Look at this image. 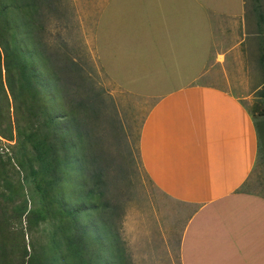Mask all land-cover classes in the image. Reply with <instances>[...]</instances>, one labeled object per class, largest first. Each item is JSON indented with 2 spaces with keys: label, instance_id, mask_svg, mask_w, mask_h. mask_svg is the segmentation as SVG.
<instances>
[{
  "label": "crops",
  "instance_id": "obj_1",
  "mask_svg": "<svg viewBox=\"0 0 264 264\" xmlns=\"http://www.w3.org/2000/svg\"><path fill=\"white\" fill-rule=\"evenodd\" d=\"M88 1L77 0L76 7L91 5L92 53L107 77L158 94L139 127L138 155L151 184L191 209L180 264H264V197L245 189L259 154L254 116L217 85L156 90L162 80L202 78L239 53L246 0ZM256 9L258 2L247 15ZM111 11L138 14L142 23H111L117 20L109 17L105 25ZM104 27L114 41L106 57L95 37Z\"/></svg>",
  "mask_w": 264,
  "mask_h": 264
},
{
  "label": "rangeland",
  "instance_id": "obj_2",
  "mask_svg": "<svg viewBox=\"0 0 264 264\" xmlns=\"http://www.w3.org/2000/svg\"><path fill=\"white\" fill-rule=\"evenodd\" d=\"M76 1L61 0L60 12L51 14L47 22L45 41L51 52L60 46L68 63L76 64L79 70L67 74L69 77L79 75L92 83L99 112L91 119L81 117L83 131L87 133L84 140L86 145L89 143L87 147L92 152V158L99 161L104 178L108 181L109 204L112 208H118V211L110 213V210H90L88 215L84 214L83 222H91L104 215L108 222L105 228L108 233H102L95 222L90 247L81 256L75 255L62 241L59 246L56 244L59 238L54 236V222L38 215L39 205L31 197V185L26 183L27 169L18 166L19 162H24L16 134L17 114L12 96L5 87L2 70L0 264H100L101 261L104 264H116L118 254L122 258V264H180L179 241L191 209L171 200L151 184L143 172L138 155L139 127L158 94L120 86L107 77L92 53L91 5H85L78 12ZM245 2L246 38L239 53L229 54L227 62H222V66H217L202 78L162 80L156 90H160V93L174 87L208 83L224 87L241 98L254 116L261 133L257 163L245 189L264 197V37L258 34L260 27L257 25V14L253 17L247 15L255 2ZM258 3L259 12L264 15V0H259ZM109 17L117 20L112 19L111 23H142L138 14L127 12L116 16L111 11L110 16L105 15V25L110 23L107 19ZM261 28H264V23ZM100 34V39L97 38L98 33L95 36L96 44L101 45V51L106 57L110 41L107 27ZM110 42L114 44V41ZM219 59L222 60L223 57ZM78 91L82 92V97L79 98H84L83 87ZM57 104L54 99L49 102V107L57 112L52 115L60 113L57 111L60 104ZM68 108V102L61 103L62 111L66 112ZM67 121V117L59 119L56 126H66ZM20 125L23 126V122ZM76 158L78 154H75L74 159ZM33 164L35 165L34 162ZM78 167L77 162L71 166L67 181L55 191L57 197L69 207L80 202L87 206L98 205L94 196H86V189L80 187L82 177ZM82 167L87 168L82 173L84 182L89 171L95 168L94 165L89 167V164ZM100 236L103 237L98 240Z\"/></svg>",
  "mask_w": 264,
  "mask_h": 264
},
{
  "label": "trees",
  "instance_id": "obj_3",
  "mask_svg": "<svg viewBox=\"0 0 264 264\" xmlns=\"http://www.w3.org/2000/svg\"><path fill=\"white\" fill-rule=\"evenodd\" d=\"M60 2L0 0V84L4 88L1 80L3 70L5 87L12 96L17 114L16 134L24 162H19L18 166L27 169L26 183L31 185V197L39 205L37 213L44 219L53 220L54 236L59 238L58 246L62 241L75 255L81 256L90 247L96 224L102 233H108L104 215L99 214L101 217L94 221L83 222L84 214L88 215L90 210L117 212L118 208L109 204L108 181L99 161L92 158V152L87 147L89 143L86 145L84 140L87 133L83 131L81 117L91 119L99 112L92 83L79 75L69 77L67 74L79 70L76 64L68 63L60 46L51 52L45 41L47 22L51 14L60 12ZM254 2L257 4L259 0ZM256 14L260 27L258 34L264 37V28H261L264 15L259 9H256ZM81 87L84 98H79L82 97V92L78 91ZM52 99L60 104L58 115H52L57 113L49 107ZM64 101L69 105L66 112L61 110ZM65 117L68 118L66 126H56L57 120ZM260 135L258 130L259 149ZM75 154H78L76 159ZM75 162L82 177L80 187L86 189V196H94L98 205L87 206L80 202L69 207L57 197L55 191L67 181ZM88 164L89 167L94 165L95 169L89 171L87 180L83 182L85 168L82 165ZM121 260L118 254L116 264H122Z\"/></svg>",
  "mask_w": 264,
  "mask_h": 264
}]
</instances>
